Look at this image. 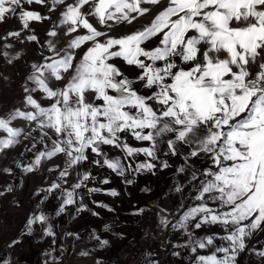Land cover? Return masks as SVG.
Returning <instances> with one entry per match:
<instances>
[{
    "label": "snow or ice",
    "instance_id": "snow-or-ice-1",
    "mask_svg": "<svg viewBox=\"0 0 264 264\" xmlns=\"http://www.w3.org/2000/svg\"><path fill=\"white\" fill-rule=\"evenodd\" d=\"M35 3L44 4L45 0ZM159 4L160 0H51L48 11H57V6H62V11L59 23L47 35L57 37L60 28L66 35H75L64 48L47 41L51 55L41 53L43 62L31 65L27 80L33 86L24 85L23 101L31 110L17 108L0 117V130L7 133L6 138H0V152L20 143L18 138L25 135L23 129L11 126L14 120L35 123L33 131L39 130L41 141L50 145L45 144V150L23 170L32 172L42 159L64 155L63 167L57 166L59 182L53 181L44 190H62L63 200L56 212L59 216L68 205H78V213L89 210L79 189L85 188L89 194L102 191L88 187L87 182L95 177L87 170L80 171L86 162L125 175L120 158H109L103 146L120 149L126 157L143 154L150 158L136 164L134 171L139 173L156 168L152 161L159 160L158 146L164 143L166 156L180 155L184 160L176 169L178 173L186 171L189 161L199 160L202 167L190 172L191 181L196 182L195 203L176 223L161 217L160 224L165 228L171 224L173 230H182L188 237L185 244L176 247L192 253L211 249L208 255L197 254L195 264H237L246 240L264 232V0H169L142 29L111 35L113 23L131 24L151 11L143 5ZM19 8L22 0H0V22ZM90 18L108 30H99ZM19 19L23 29H29V21L50 17L22 11ZM81 30L86 32L80 34ZM8 36L19 38L20 32H9ZM27 39L39 42L36 35ZM154 39L158 42L149 47ZM81 48L85 50L78 58ZM117 61L134 66L137 75L130 77ZM254 64L259 71L249 70ZM54 81L62 87H52ZM37 92L42 93L40 100L50 101L48 106L35 98ZM88 94H92V101ZM127 134L149 142V146L129 145ZM159 162L162 168L170 167L167 160ZM73 172L76 182L62 188ZM125 182L132 184L133 180ZM181 190L182 186L176 188ZM107 194L118 195L114 189ZM142 212L139 209L134 215ZM49 220L43 212L29 217L28 233L34 224H40L45 235L54 236ZM211 225L222 226L224 235H195L196 230ZM94 238L101 247L109 243L99 236ZM217 239L222 241L220 245H216ZM258 254L264 257V250Z\"/></svg>",
    "mask_w": 264,
    "mask_h": 264
},
{
    "label": "rangeland",
    "instance_id": "rangeland-1",
    "mask_svg": "<svg viewBox=\"0 0 264 264\" xmlns=\"http://www.w3.org/2000/svg\"><path fill=\"white\" fill-rule=\"evenodd\" d=\"M67 2L71 3L72 0ZM168 2L169 0H160L159 5H143L151 11L131 24L113 23L111 35L122 36L142 29L150 24ZM49 7L51 0H45L44 4H37L35 0L28 4L22 0V8L0 22V117H6L17 108L31 110L23 103L24 85L27 83L29 87L33 86L27 80L32 72L31 65L43 62L41 53L44 56L51 55L47 51V41L53 40L58 48H64L75 35H66L63 28L58 29L59 34L55 38L47 35L59 23L62 11V6H57V11L54 12H49ZM22 11H34L41 16H49L50 19L29 21V29H23L19 19ZM90 22L101 31L108 30L99 25L95 18H90ZM17 31L20 32L19 38L8 36L9 32ZM85 32L86 30H81L80 34ZM30 35H36L39 42L29 41L27 37ZM157 42L154 39L148 46L154 47ZM5 44L11 47L5 48ZM84 50L85 48L78 50V58ZM4 52L9 54L8 57L3 55ZM9 60L12 62L9 63ZM117 63L130 77L137 75L134 66H127L123 61ZM249 70L259 71L255 64ZM51 86L62 87V83L54 81ZM41 95L39 92L34 94L38 100ZM87 99L92 101V94H88ZM40 102L43 106L50 103L48 100ZM11 126L23 129L25 135H31L27 138L22 135L18 138L20 143L0 152V193H3L0 195V264H97V261L100 264H148L149 261H156L158 264H195L197 254H210L211 249H198L197 253H192L188 248L176 247L185 244L188 237L182 230H173L171 224L167 228L160 224L161 217L176 223L183 211L195 203L192 196L195 194L193 185L196 182L191 181L190 172L193 168L202 167L199 160L189 161L185 165L186 171L178 173L176 169L184 163L183 158L180 155L166 156L167 146L161 143L157 152L159 160L152 161L156 168L137 173L134 171L136 164L150 158L143 154L126 157L120 149L103 146L109 158H120L126 169L125 175L122 177L106 166L99 167L86 162L80 171L87 170L95 177L87 182L88 187L100 188L102 191L89 194L87 189H79L89 210L78 213V205H68L64 213L57 216L56 212L63 200L62 190L56 189L51 193L44 190L53 181H57V166L63 167L64 155L58 154L49 160L42 159L41 164L32 172H25L24 167L32 164L38 152L44 151L45 144L50 145V142H42L39 130L33 131L35 123L17 119ZM6 137L7 133L0 130V138ZM127 142L137 148L149 146V142L137 141L130 134H127ZM181 151L187 153L188 149L182 147ZM160 160H167L170 167L162 168ZM129 164L131 169L128 168ZM4 169H10V172ZM105 178L109 180L108 184L101 183ZM68 179L69 183L62 184V188H68L76 182L75 172ZM128 179L133 180V183L127 184L125 181ZM8 186H11V191H8ZM178 186H182L179 192L176 191ZM111 189L116 190L118 195H108L107 191ZM93 201L108 207H99ZM139 209H143V212L134 215ZM41 212L49 216L54 236L45 235L44 226L40 224H34L32 232L28 233L26 224L29 217ZM93 212L98 215H93ZM213 233L224 235L222 226H204L195 231L196 236ZM94 236L108 240L109 243L101 247ZM13 241L19 243L13 244ZM215 243L220 245L222 241L217 239ZM246 244V249L236 257L237 264H264V257L258 254L264 250V232H256L246 240ZM82 252L88 254L81 255ZM174 252H179L180 255L175 256Z\"/></svg>",
    "mask_w": 264,
    "mask_h": 264
}]
</instances>
